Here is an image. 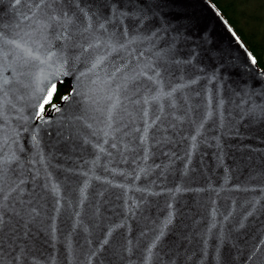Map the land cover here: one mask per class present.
Here are the masks:
<instances>
[{"label":"water","instance_id":"water-1","mask_svg":"<svg viewBox=\"0 0 264 264\" xmlns=\"http://www.w3.org/2000/svg\"><path fill=\"white\" fill-rule=\"evenodd\" d=\"M0 264H264V69L210 0H0Z\"/></svg>","mask_w":264,"mask_h":264},{"label":"trees","instance_id":"trees-1","mask_svg":"<svg viewBox=\"0 0 264 264\" xmlns=\"http://www.w3.org/2000/svg\"><path fill=\"white\" fill-rule=\"evenodd\" d=\"M225 17L264 69V0H210ZM67 83L57 86L53 102L68 92Z\"/></svg>","mask_w":264,"mask_h":264}]
</instances>
